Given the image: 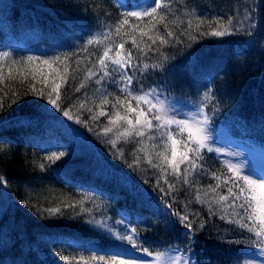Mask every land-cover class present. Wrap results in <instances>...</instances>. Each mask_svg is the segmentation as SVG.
Wrapping results in <instances>:
<instances>
[{"label":"trees","instance_id":"1","mask_svg":"<svg viewBox=\"0 0 264 264\" xmlns=\"http://www.w3.org/2000/svg\"><path fill=\"white\" fill-rule=\"evenodd\" d=\"M115 2L0 0V45L4 31L12 37L31 38L26 51L28 56L77 53L80 70L73 73L74 79L63 89L64 106L75 104L78 99L85 98V93L93 94L96 87L93 81H87L80 93L73 89L83 80L87 69L93 67L104 47L88 46L87 52H81L86 41L77 38L81 33L103 32L106 25L115 24L121 13ZM248 5H252L258 22V29L252 30L254 38L243 32L225 37L202 35L215 27L212 23L215 18L226 20ZM187 12L209 23L201 26L198 32L193 30L197 36L195 41L185 35L180 37L182 43L173 42L160 49L167 60L160 59L159 53H150L146 62H161L163 68L149 70L147 78L141 79L147 86H157L160 96L185 103L203 102L202 86L207 90L212 88L219 113L211 125L225 128L232 139L264 154V0H174L175 15L186 21ZM186 27L185 23L173 30L179 35ZM115 40L121 42L120 38ZM125 47L130 48L131 43H126ZM90 56L91 63H88L86 58ZM22 57L27 56L15 55L5 64L20 61ZM75 66L76 57H72L70 73ZM43 71L47 73L49 69L45 67ZM3 75L0 103L7 109L3 115L9 118L27 115L29 119L17 122L6 118L0 126V176L6 181L0 184V264H55L42 254L39 246V241L47 236H66L106 245L109 236L94 225L99 219L125 220L137 228L145 241L144 246L152 252L162 251L183 239L178 229L167 227L164 217L154 210V203L148 199L149 194L157 199L163 196L155 187L159 171L148 165L143 157L138 168L128 167L135 159V142L119 141L116 148H112L106 142L113 138L112 134L108 137L96 134L108 123L104 117L96 123L90 122L93 131L89 132L58 113H44L34 104L23 101L12 104L13 100L24 96L29 85L20 83L19 76L15 80L9 78L7 66ZM26 99L36 97L29 95ZM82 118L88 119V114L84 113ZM61 151L66 155L60 160L54 163L45 160L47 155ZM118 151L124 153L127 163L115 158ZM204 159L207 170L221 172L222 160L214 153L205 150ZM156 162L154 159L153 163ZM42 163L44 169L39 167ZM169 182L175 183L176 191L165 199L173 208L200 213L194 223L199 233L194 262L233 264L241 249L245 252L257 250L253 245L229 243L236 239L247 241L249 234L241 236L237 225L208 217L207 207L195 201V188L171 177ZM216 183L208 175L199 178V186L203 189ZM160 186L167 190L163 183ZM218 191L226 194L223 186ZM65 203H73L75 207L65 208ZM51 208H60L61 212L49 215L46 210ZM141 218L142 223L139 222ZM201 218L206 221L203 230L198 229ZM238 262L244 264L239 259ZM87 264L95 262L87 261Z\"/></svg>","mask_w":264,"mask_h":264},{"label":"snow or ice","instance_id":"2","mask_svg":"<svg viewBox=\"0 0 264 264\" xmlns=\"http://www.w3.org/2000/svg\"><path fill=\"white\" fill-rule=\"evenodd\" d=\"M117 3L121 8L127 7L121 0H117ZM173 7L174 0H151L140 11L120 13L115 24H108L101 34L91 36L80 51L87 52L88 46L104 45L103 51L73 91L80 93L87 81H93L96 87L92 95L85 93V98L78 99L75 104L68 103L64 106L63 89L70 79H74L73 73L80 70V57L77 53H60L50 57L29 55L22 57L20 61L12 60L6 65L5 61L11 54L0 52V81L4 80L3 69L7 66L9 78L15 80L19 76L20 83L29 85L24 96L20 100H13L12 104H19L20 101L34 104L43 109L44 113H58L87 128L89 132L93 131L90 122L96 123L100 117H104L108 123L96 134L104 137L112 134L113 138L106 140L112 148H116L119 141L136 143L135 159L128 163L129 168H138L143 157L148 165L159 171L155 187L163 196L157 199L149 194L148 199L154 203V210L164 217L167 227L178 229L183 239L162 251L152 252L144 246L145 241L137 228L126 224L125 220L118 221L125 225V234L108 229L102 221H95L103 224L109 236L106 245L97 250L102 254L93 252L91 259L95 264H200L199 261H193L199 234L194 223L200 213L178 211L165 199L176 191L175 183L169 182L170 177L174 181L182 180L183 185L196 189L195 201L207 207L208 217H218L229 225H237L241 236L249 234L247 241L236 239L229 243L253 245L259 250V256L264 257V171L257 175L249 170V174H245L243 165L231 160L221 161L222 169L219 174L205 168V150L217 154L223 151L210 144V125L219 113L215 90L208 88L203 94V102L195 107V111L185 114L184 118H178L179 111L167 99L160 98L158 87L147 86L141 79L147 78L149 70L163 68L161 62H146L150 53H159L160 59L167 60L168 57L160 49L173 42L182 43L180 37L185 35L189 40L195 41L197 36L193 34V30L198 32L201 26L209 23L198 15L193 16L192 12L185 13L188 17L185 21L173 13ZM185 23L187 27L178 35L173 30L174 27ZM212 23L215 27L202 35L225 37L243 32L254 38L252 30L258 29L252 5L246 6L242 12H234L226 20L224 17H217ZM115 38H120L121 42L116 43ZM128 42L131 43L130 48L125 47ZM72 57H76V66L70 73ZM86 59L91 63V56ZM45 67L49 72L43 71ZM109 88L115 89L120 95L109 91ZM29 95L36 99H26ZM109 107L111 111L108 110ZM5 111L7 109L0 103V126L6 118L17 122L29 119L27 115L9 118L3 115ZM84 113L88 114V119L82 118ZM65 155L63 151L53 152L45 160L54 163ZM229 155L236 156L238 153ZM115 158L124 160V153L118 151ZM154 159L156 163H153ZM124 162L127 163L126 160ZM39 167L44 169L45 165L42 163ZM202 175H208L217 181L215 186L209 184L207 189L200 187L199 178ZM4 183L6 181L0 176V184ZM161 183L167 190L160 186ZM221 186L226 189V194L218 191ZM64 207L73 208L75 204L65 203ZM184 207L187 209L188 205L185 204ZM46 211L49 215H54L59 214L61 209L51 208ZM139 222L142 223L143 219H139ZM205 225L206 221L201 218L198 229L203 230ZM181 243L183 247L180 246ZM57 255L65 264H69V256L62 252ZM240 255L247 253L241 249L238 253ZM72 260L74 264H87L84 256L78 259L73 257ZM233 264H239L238 258L233 260ZM244 264H256V261L246 259Z\"/></svg>","mask_w":264,"mask_h":264},{"label":"rangeland","instance_id":"3","mask_svg":"<svg viewBox=\"0 0 264 264\" xmlns=\"http://www.w3.org/2000/svg\"><path fill=\"white\" fill-rule=\"evenodd\" d=\"M123 1V0H122ZM150 0H136V6L133 8H122V12L128 11H140L142 8L147 4L150 3ZM102 32H93L90 33H81L77 38L80 41H87L93 35H99ZM82 36V37H80ZM14 45L4 47L0 50V52H10ZM109 91L115 92V94H120L113 88H109ZM206 91L205 86L202 88V92ZM161 98V97H160ZM163 99V98H161ZM170 104H172L178 111L179 117L184 118V115L195 111V107L198 104L191 105V104H181L175 103V100L167 99ZM211 133V141L210 144L213 148L222 149L223 151L219 154L215 153L220 159L223 160H231L234 163H240L243 165V172L245 174H249V170L255 172L257 175L264 171V155L257 153L255 150L250 148L244 147L241 143L237 141H233L228 133L224 130H217L210 128ZM230 153H238L236 156L229 155ZM123 220L121 218L117 219H99L97 221H102L103 224L107 225L108 229H112L114 231H119L121 234H125V225L118 223V221ZM126 223V222H125ZM103 224L95 223L96 227L100 229L102 232L107 233L106 229L104 228ZM127 224V223H126ZM40 249L43 255L52 260L56 264H65V262L61 259L57 253H63V255H67L70 257V262H74L72 260L73 257L79 258L80 256H84L86 261H93L91 256L93 252H96L97 255L102 254L101 252L97 251L100 250L98 248L104 246L102 244H97L94 242H86L84 240H75L68 237H43L39 241ZM247 255H240L237 256L239 260L245 261L246 259H251L256 261V264H264V257L259 256V250H248L246 252ZM107 258V257H106ZM95 262V261H94Z\"/></svg>","mask_w":264,"mask_h":264}]
</instances>
